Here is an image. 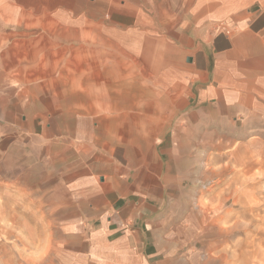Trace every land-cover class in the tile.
I'll return each instance as SVG.
<instances>
[{
  "label": "rangeland",
  "instance_id": "1",
  "mask_svg": "<svg viewBox=\"0 0 264 264\" xmlns=\"http://www.w3.org/2000/svg\"><path fill=\"white\" fill-rule=\"evenodd\" d=\"M59 1L51 24L26 26L25 15L41 20L38 8ZM148 2L4 0L0 264H114L93 252L81 214L74 179L83 159L101 174H172L154 230L169 264H264V79L221 120H183L204 83L175 72L171 2L154 1L162 17ZM243 9H264V0H243ZM217 33L234 28L219 21L204 35Z\"/></svg>",
  "mask_w": 264,
  "mask_h": 264
},
{
  "label": "crops",
  "instance_id": "2",
  "mask_svg": "<svg viewBox=\"0 0 264 264\" xmlns=\"http://www.w3.org/2000/svg\"><path fill=\"white\" fill-rule=\"evenodd\" d=\"M147 1L148 12L162 17L163 4ZM169 1L171 11L167 15L175 16V72L181 73V80L190 73L192 80L204 83L200 85L203 89L197 98L190 93L194 103L190 104L183 120H202L210 124L219 121L225 112L236 110V95L250 96L252 89L257 88L253 82L264 79V9L245 11L243 0ZM62 4L59 1L38 8L44 15L41 20L25 15L26 26L41 22L51 24L53 20L47 12ZM5 9L4 0H0L2 17L7 14ZM9 9L12 10L9 15H17L16 9ZM6 20L13 21L11 18ZM219 21L231 24L234 28L232 37L222 33L211 37L204 35ZM2 31L0 26V44ZM189 58L192 62L182 66L183 60ZM95 99L100 101L99 97L91 100ZM214 99L218 108L208 107L214 104L210 103ZM126 170L116 167L112 175L101 174L97 172V165L87 164L84 159L77 166L74 186L81 195V214L89 224L93 252L113 256L114 264H169L167 259H162L168 253L158 242L154 230L163 225L159 217L164 213L165 195L175 190V186L165 179L172 174L158 168L153 173H132L131 170L128 173Z\"/></svg>",
  "mask_w": 264,
  "mask_h": 264
},
{
  "label": "water",
  "instance_id": "3",
  "mask_svg": "<svg viewBox=\"0 0 264 264\" xmlns=\"http://www.w3.org/2000/svg\"><path fill=\"white\" fill-rule=\"evenodd\" d=\"M188 62H192V59H191V58H189V59H188Z\"/></svg>",
  "mask_w": 264,
  "mask_h": 264
},
{
  "label": "built area",
  "instance_id": "4",
  "mask_svg": "<svg viewBox=\"0 0 264 264\" xmlns=\"http://www.w3.org/2000/svg\"><path fill=\"white\" fill-rule=\"evenodd\" d=\"M230 34V31H227V35Z\"/></svg>",
  "mask_w": 264,
  "mask_h": 264
},
{
  "label": "bare ground",
  "instance_id": "5",
  "mask_svg": "<svg viewBox=\"0 0 264 264\" xmlns=\"http://www.w3.org/2000/svg\"><path fill=\"white\" fill-rule=\"evenodd\" d=\"M252 177V176H251ZM219 245V244H218ZM264 256V255H263Z\"/></svg>",
  "mask_w": 264,
  "mask_h": 264
}]
</instances>
